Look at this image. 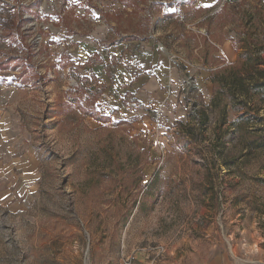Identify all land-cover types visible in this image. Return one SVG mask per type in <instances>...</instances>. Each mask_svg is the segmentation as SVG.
Masks as SVG:
<instances>
[{
  "label": "rangeland",
  "instance_id": "rangeland-1",
  "mask_svg": "<svg viewBox=\"0 0 264 264\" xmlns=\"http://www.w3.org/2000/svg\"><path fill=\"white\" fill-rule=\"evenodd\" d=\"M100 26L190 64L186 121L102 105ZM245 45L264 60V0H0V264L263 263L264 88L234 109L211 81Z\"/></svg>",
  "mask_w": 264,
  "mask_h": 264
},
{
  "label": "crops",
  "instance_id": "crops-1",
  "mask_svg": "<svg viewBox=\"0 0 264 264\" xmlns=\"http://www.w3.org/2000/svg\"><path fill=\"white\" fill-rule=\"evenodd\" d=\"M122 14L126 15L124 11ZM103 27H98L86 40H78L77 46L82 48L81 61H86V74L94 76L102 87V105L121 111L125 109L126 112L129 109L137 113L139 122L151 123L159 129L186 121L183 78L190 64L184 62L181 65L150 37L137 38L135 42L134 39L120 38V34L124 35L120 33L117 35L118 40L110 41L103 36ZM224 56L227 55L224 53ZM207 77L200 75L198 78L202 84L204 101L210 98L212 89Z\"/></svg>",
  "mask_w": 264,
  "mask_h": 264
},
{
  "label": "trees",
  "instance_id": "trees-1",
  "mask_svg": "<svg viewBox=\"0 0 264 264\" xmlns=\"http://www.w3.org/2000/svg\"><path fill=\"white\" fill-rule=\"evenodd\" d=\"M251 48L253 49V47H248L247 45L243 47V51L239 55L244 59L240 70L228 67V77L219 75L211 77L213 83H220L223 88H226V94L235 102V104H233L234 109H236V105H241L248 109V101L251 99V96L248 94L249 89H252V93H258V91L264 88V68H259V65H264V60L259 57V54H254V49L251 52ZM251 58L254 59L252 63L249 61ZM259 100H264V96L260 97ZM212 102L214 103V98L211 99V104ZM246 112L247 110L239 114L238 117H243V114ZM205 117L203 113V119ZM178 124L180 123L178 122ZM250 143H255L253 145H255L256 148L263 146L262 142L258 140L255 142L254 139L251 140Z\"/></svg>",
  "mask_w": 264,
  "mask_h": 264
},
{
  "label": "built area",
  "instance_id": "built-area-1",
  "mask_svg": "<svg viewBox=\"0 0 264 264\" xmlns=\"http://www.w3.org/2000/svg\"><path fill=\"white\" fill-rule=\"evenodd\" d=\"M185 85H187V88L190 89L191 91H196L199 89L198 84L195 81L194 77L190 75L185 78ZM192 117H198V115L194 112Z\"/></svg>",
  "mask_w": 264,
  "mask_h": 264
},
{
  "label": "snow or ice",
  "instance_id": "snow-or-ice-1",
  "mask_svg": "<svg viewBox=\"0 0 264 264\" xmlns=\"http://www.w3.org/2000/svg\"><path fill=\"white\" fill-rule=\"evenodd\" d=\"M206 7L209 6V5H205Z\"/></svg>",
  "mask_w": 264,
  "mask_h": 264
}]
</instances>
